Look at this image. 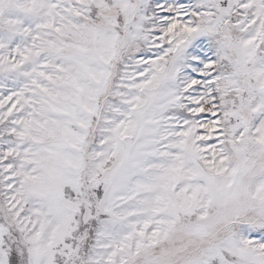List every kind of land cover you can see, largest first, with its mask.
<instances>
[{
  "label": "snow or ice",
  "instance_id": "snow-or-ice-1",
  "mask_svg": "<svg viewBox=\"0 0 264 264\" xmlns=\"http://www.w3.org/2000/svg\"><path fill=\"white\" fill-rule=\"evenodd\" d=\"M0 264H264V0H0Z\"/></svg>",
  "mask_w": 264,
  "mask_h": 264
}]
</instances>
